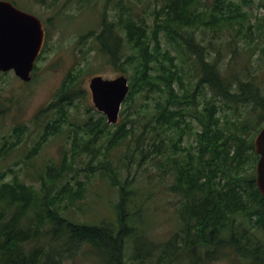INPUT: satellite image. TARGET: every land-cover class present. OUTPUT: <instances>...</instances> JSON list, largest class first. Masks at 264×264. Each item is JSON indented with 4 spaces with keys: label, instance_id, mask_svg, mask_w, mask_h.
Returning <instances> with one entry per match:
<instances>
[{
    "label": "trees",
    "instance_id": "1",
    "mask_svg": "<svg viewBox=\"0 0 264 264\" xmlns=\"http://www.w3.org/2000/svg\"><path fill=\"white\" fill-rule=\"evenodd\" d=\"M104 2L106 8L111 0ZM254 3L130 0L116 21L105 11L101 31L91 36L98 54L129 79L121 122L71 121L70 110L82 98V69H70L40 112L52 117H36L45 125L22 160L32 166L29 161L50 137L70 125V146L59 163L45 165L39 186L15 175V169L0 171V264H63L83 250L102 264H210L228 257L232 264H264V197L255 183L253 150V137L264 125V85L249 65L255 44L250 36L264 29V18L252 21ZM257 4L264 8V0ZM196 31L225 36L204 46ZM242 33L247 46L240 45ZM241 54L248 58L238 70L233 60ZM240 106L246 109L243 121L233 114ZM22 129H13L11 150ZM103 139L107 153L126 146L119 159L126 175L122 179L119 171L104 168L117 189L116 217L88 223L65 215L87 191V182L75 174L74 158L79 152L95 155L93 143ZM133 165L138 172H132ZM153 172L168 179L167 191L178 200L173 233L146 248L139 241L144 230L139 213L147 207L161 213Z\"/></svg>",
    "mask_w": 264,
    "mask_h": 264
},
{
    "label": "rangeland",
    "instance_id": "2",
    "mask_svg": "<svg viewBox=\"0 0 264 264\" xmlns=\"http://www.w3.org/2000/svg\"><path fill=\"white\" fill-rule=\"evenodd\" d=\"M13 3L18 9L33 14L40 18L44 24L49 38L45 52L41 55L37 62V71L33 82L29 84L21 83L15 75L10 72L8 74L0 73V171L7 169H15V175L25 180L28 184L39 186L38 181L40 174H43L45 165L58 164L61 159V154L64 149H67L69 144L68 135H71L73 127L64 125L63 134L59 137H50V139L38 151L39 153L33 157L29 163L32 166H25L22 160L26 153L31 149L35 141L42 134L45 123L39 117H52V114H39V111L50 102L53 95L60 87L67 72L72 68L82 69L80 80V88L82 89V98L75 101V107L71 108V121L76 125H83V122L92 117L96 121L101 117L100 113L94 108L90 90L88 88L89 79L94 75H102L108 79H114L121 75L112 65L108 64L97 51L93 40L94 36L85 35L88 31L95 29V35L101 30V21L103 13L106 11L107 19L117 20L122 9L121 5H127L130 0H122L123 3L117 5V0H111L108 7L105 8L104 0H6ZM44 1V4L43 2ZM97 1L99 3H97ZM137 2L138 0H133ZM241 3L242 0H235ZM252 7V21L264 18V8H260L257 4L258 0ZM93 3V7L86 9V4ZM139 3V2H138ZM137 3V4H138ZM114 4V5H113ZM113 5V7H111ZM251 5V6H252ZM244 10L249 11L246 6ZM250 13V12H249ZM264 25V22H263ZM257 26V25H256ZM263 30V31H262ZM199 41L206 46L207 41H212V45L220 43V39L225 35L215 36L212 33L202 34L201 31H196ZM260 36H257V34ZM258 32L255 30L256 36H250L255 39L252 54L249 56V65L251 72L257 76L258 83L264 85V29L260 28ZM84 38H81L83 37ZM241 46L243 44V33L239 37ZM235 47V41L232 43ZM238 45L237 47L241 48ZM208 55L214 57V51H209ZM244 55L233 60L237 69L243 68ZM228 57L225 59L227 62ZM124 75V74H123ZM233 113V112H232ZM39 114V115H38ZM240 120L246 117V109L239 107L237 113H233ZM121 122L119 118L118 123ZM17 126L23 127L20 137V143L15 145L13 150L10 147L15 140L13 129ZM83 127V126H82ZM110 131H113L111 129ZM80 135H86L81 132ZM95 155L88 156L84 152H79L74 158L75 168L78 179L87 182V191L85 197L78 202L72 211H65V215H74L81 218L82 221L88 223H100L102 221L113 220L116 217L115 206L113 203L117 198L116 187L110 184L107 176H104L105 169L119 171V178H124L126 171L123 170L122 153L126 151L125 145H120L118 150L105 152V139L98 140L93 143ZM132 148L135 147V142L130 140ZM10 149V150H9ZM104 163L98 168L97 165ZM147 165V164H146ZM149 168V167H148ZM138 172L136 165L132 166V172ZM154 171L153 169H149ZM154 179L152 182L158 187L159 198L158 205L160 212L147 207L139 213L143 220V231L140 243L145 244L146 248H154L157 242L167 239L172 233L174 226L175 203L177 197L168 193V179L164 180L158 177L157 172L151 173ZM12 174H8L6 180L12 178ZM104 177V179L102 178ZM167 192V195L165 194ZM166 195V196H163ZM163 197V198H162ZM81 210H78L80 209ZM87 250L80 251L74 258L67 259L63 264H102L103 262L94 258L92 261L89 258ZM128 255L132 253L127 251ZM233 257L223 258L214 261L210 264H232Z\"/></svg>",
    "mask_w": 264,
    "mask_h": 264
},
{
    "label": "water",
    "instance_id": "3",
    "mask_svg": "<svg viewBox=\"0 0 264 264\" xmlns=\"http://www.w3.org/2000/svg\"><path fill=\"white\" fill-rule=\"evenodd\" d=\"M43 38L39 19L8 1H0V71L13 70L22 80L29 81ZM89 89L95 108L106 116L108 124H116L120 107L129 92L127 78L95 76L90 79ZM254 149L259 156L255 182L264 197V127L254 140Z\"/></svg>",
    "mask_w": 264,
    "mask_h": 264
}]
</instances>
